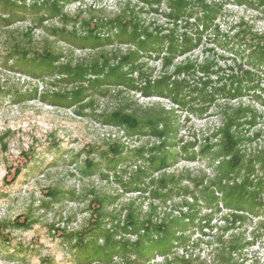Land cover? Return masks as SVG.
<instances>
[{"label": "trees", "instance_id": "16d2710c", "mask_svg": "<svg viewBox=\"0 0 264 264\" xmlns=\"http://www.w3.org/2000/svg\"><path fill=\"white\" fill-rule=\"evenodd\" d=\"M81 1L33 0L27 5L26 0H0V23L4 26L22 21L24 15L32 16L31 25L23 34L26 45L13 42L7 58L34 78L56 76L52 83L74 87L70 92L52 93L47 99L50 104H79L93 92L110 94L108 87H115L117 93L126 89L146 98H166L178 108L207 112L213 107L220 121L196 152L206 158L210 174L188 170L168 173L163 170L172 166L181 154L186 160H194L196 155L188 153V148L195 145L192 143L182 145L181 151H174V117L178 108L166 109L158 103L143 109L127 102L102 112L103 123L119 128L124 137L146 136L155 140L132 152L136 158L146 161L147 170L157 172V177L151 178L147 170L136 167L124 188L138 186L136 190L144 191L140 186L148 177L152 197L162 205L170 202L169 209L178 211V215L170 210L158 217L156 207L151 206L149 215L139 217L131 206H126L120 220V214L104 211L102 200H93L95 207L86 229L69 236L70 243L75 241L72 247L77 254L104 263L112 262L110 258L114 254L121 257L120 264L144 263L157 254L165 259L164 264H172L166 258L183 240L181 207H186L187 212L200 205L213 213L225 209L221 215L225 230L251 217L260 218L258 223L264 226V138L258 143L260 133L244 129L246 125L256 124V109L234 101L243 96L245 90L253 88L264 74V32L241 21L239 30L231 37V64L222 69L213 61L199 62L189 55L198 48L208 30L220 33L215 21L223 12L224 0H139L149 8L165 3L168 12L164 15L170 23L155 26L147 24L128 8L108 18L94 17L91 12L83 18L79 9L73 15L64 10L67 4ZM231 1L264 8V0ZM49 19L58 20V25H44ZM37 28L46 32L41 50L33 47L32 32ZM223 37L227 39V35ZM59 42L64 43L69 52L78 48L94 54L73 60L70 53L65 55L64 50L57 47ZM115 44L125 45L126 49L107 50L106 47ZM181 57L183 59L175 63ZM152 59L160 62L159 71L148 65V60ZM210 75L216 76L215 81ZM253 143L255 147H245ZM123 146L118 140L109 147L113 156L110 160L120 157ZM174 198L183 200L178 203ZM108 216L112 220L109 229L102 223ZM117 229L134 236L135 240L124 237L117 240ZM245 246L236 235L222 239L208 264H240L236 256ZM181 264H189V261L182 260Z\"/></svg>", "mask_w": 264, "mask_h": 264}, {"label": "rangeland", "instance_id": "374dc122", "mask_svg": "<svg viewBox=\"0 0 264 264\" xmlns=\"http://www.w3.org/2000/svg\"><path fill=\"white\" fill-rule=\"evenodd\" d=\"M32 2L26 0L27 5ZM165 6L162 3L149 8L139 0H83L67 4L64 10L73 15L79 9L83 18H87L89 12L94 17L108 18L128 8L137 12L147 24L155 26L170 23L164 15L168 12ZM23 17L22 21L8 26L0 23V264H120L121 257L114 254L109 263L90 260L77 254L72 247L74 240L69 242L70 235L86 229L95 207L93 200H102L104 211L116 213V216L120 214V220L126 206H131L139 217L149 215L151 206L156 207L158 217L164 211L171 210L173 215H178V211L169 209L170 202L162 205L152 197L148 177L140 186L144 191L136 190L138 186L124 188L136 167L148 169V163L136 158L132 150L150 145L155 140L146 136L126 138L119 128L103 123L100 114L127 102L143 109L158 103L166 109L178 107L166 98H146L139 92L126 89L117 93L115 87H108L110 94L93 92L79 104H50L47 99L52 93L70 92L74 87L67 83H52L56 76L34 78L7 58L13 42L26 45L23 34L30 27L32 16ZM241 21L264 32V8L224 0L223 12L215 21L220 33L208 30L189 57L199 62L213 61L222 69L230 65L231 37L239 30ZM44 25L57 26L58 20L49 19ZM32 35L33 47L41 50L46 32L37 28ZM225 35L227 39L223 37ZM57 47L62 48L65 55L70 53L73 60L94 54L78 48L69 52L62 42ZM106 48L108 51L115 48L124 51L126 46L115 44ZM182 59L178 58L175 63ZM148 65L156 71L160 69L159 61L148 60ZM215 77L210 75L214 81ZM234 101L256 109V124L246 125L244 129L259 132L261 138L256 142L260 143L264 138V74L253 88L245 90L243 96ZM219 121L213 107L207 112L179 107L174 117V151H181L182 145L192 143L195 145L188 148V153L196 154L198 146L219 126ZM118 140L124 149L120 157L110 160L113 156L109 147ZM245 147L250 149L255 144H246ZM185 170L211 172L206 158L197 154L194 160H186L181 154L163 171L181 173ZM17 171L18 175L15 174ZM147 171L151 178L158 175ZM182 200L174 198L173 201L180 203ZM181 210L184 213L180 226L183 240L167 256V261L172 264H181L182 260L189 261V264H208L220 241L236 235L246 245L236 256L239 263L264 264V226L258 223L260 218L251 217L225 230L221 220L225 209L213 213L200 205L191 212H187L186 207ZM102 223L107 229L112 227L109 216ZM115 232L117 240L123 237L135 240L134 236L118 229ZM98 242L101 244L102 240ZM164 263L165 259L156 254L144 263L136 261L134 264Z\"/></svg>", "mask_w": 264, "mask_h": 264}]
</instances>
